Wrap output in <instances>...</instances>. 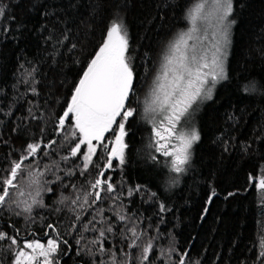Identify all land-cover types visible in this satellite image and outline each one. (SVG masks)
<instances>
[{"label":"trees","instance_id":"16d2710c","mask_svg":"<svg viewBox=\"0 0 264 264\" xmlns=\"http://www.w3.org/2000/svg\"><path fill=\"white\" fill-rule=\"evenodd\" d=\"M197 2L0 0L6 8L0 17V169L19 159L27 144L42 142L33 169L51 168L41 178V187L52 189L41 191L37 199L43 203L34 205L31 213L15 204L0 207V231L20 242L10 248L9 240L0 241V264H14L23 241L51 237L67 241L56 254L59 264L109 261L106 253L96 252L98 245L91 244L99 232L83 230L93 216L96 221L89 228L111 223L114 231L107 233L104 247L116 250L121 264L125 259L121 247L130 253L133 264H139L140 250L127 249L130 241L122 239L133 225L145 233L141 244L153 239L150 264H179L185 252L189 253L186 264H264L260 255L264 251V193L249 179L264 175V0H233L235 23L227 78L217 83L211 99L194 106L201 138L192 147L184 173L171 171L170 159L156 151L152 125L145 119L143 100L162 57L177 33L189 28L186 13ZM114 19L127 29L136 72L135 93L128 106L137 108V113L125 125V163L114 160L113 168L105 170L116 191L102 194V201L82 210L83 194L92 191L90 183L108 153L98 147L93 160L99 168L90 166L80 175L78 166L82 168L83 162L69 156L74 142L65 139L75 131L74 122L68 119L61 132L58 119ZM253 83L257 90L245 91ZM113 140L111 131L105 134V143ZM49 141L55 144L44 148ZM64 156L69 159L63 160ZM70 170L73 174L68 175ZM29 179L25 172L20 179L24 195L18 197L27 203L35 195ZM137 185L140 190L129 196L128 191ZM213 190L216 195L209 202ZM77 195L81 200L73 205L71 200ZM113 196L119 198L113 200ZM117 213L127 220L119 221ZM101 220L106 223L102 225Z\"/></svg>","mask_w":264,"mask_h":264},{"label":"snow or ice","instance_id":"6c2138e0","mask_svg":"<svg viewBox=\"0 0 264 264\" xmlns=\"http://www.w3.org/2000/svg\"><path fill=\"white\" fill-rule=\"evenodd\" d=\"M5 11L6 8L0 6V17L5 15ZM232 13L233 0H198L186 13V19L191 26L188 30L177 33L174 40L170 42L162 57L160 71L143 100L145 119L152 125L156 151L170 159V170L177 174L186 171V166L190 165L192 159V147L201 138L197 129L191 128L183 131L178 126L181 125L182 120H186L198 101L211 99L215 85L227 78L225 60L230 43V28L235 23L230 19ZM210 18L213 40L211 47H208L206 44L209 38L208 29L198 28L197 24L198 21L208 23ZM194 33L197 35L194 36ZM72 47L74 48L75 45ZM135 80L136 72L129 55L127 29L122 21L114 19L107 28L103 44L87 63L73 89L66 109L58 119L57 127L61 132L64 131L68 119L74 122L75 131H72L65 139H71L74 142L69 156L81 159L83 162L82 168L78 166L80 175H85L90 166L99 168L93 160V157L97 155L98 147H103L108 153L103 168L98 171L97 177L90 183L92 191H85L83 194V202L79 203V208L82 210H86L85 206L91 208L97 202L102 201L104 199L102 194L116 191L111 177L106 176L105 170L113 168L114 160H118L120 165L125 163L128 148L125 143V137L128 135L125 125L137 113V108L128 106L130 97L135 93ZM31 90L36 91L35 88ZM256 90L254 83L245 86V91L255 92ZM117 117H120L119 121ZM113 125L116 127L114 128ZM110 131L114 135V140L109 144L104 141L105 134ZM77 138L78 142H75ZM53 144L55 141H49L43 147L49 148ZM82 146L86 147V151H82ZM42 150V142L29 143L19 159L10 161L7 169H0V207L15 204L17 208L22 207L23 212L31 213L34 205H42V199H37L41 191H52L51 188L42 189L41 187V178L51 171V168L46 165L43 170L33 169L36 157ZM69 156H64L62 159L67 161ZM30 159L32 162L26 163ZM153 159L156 158L153 157ZM25 172L30 178L28 186L35 188L31 203L20 201L18 198L24 195L20 179ZM67 174L73 173L70 170ZM56 179L60 180L61 177L57 176ZM249 179L253 180L254 185L264 193V175L258 179L250 175ZM72 187L76 186L72 185ZM139 190L140 186L137 185L135 189L128 191V195L131 196L133 191ZM215 195L216 192L213 190L208 198L209 202ZM228 195L231 196L233 193ZM112 198L116 200L119 197L113 196ZM80 200L81 196L77 195L71 203L77 205ZM160 207L161 211L165 210L163 204ZM102 212L101 209L99 214L102 215ZM16 214L20 215L19 212ZM117 216L119 221L127 220L124 215L117 213ZM80 218V214L77 213L75 219L79 221ZM94 221H96L95 216L83 225V230L99 232L91 244L98 245L97 253L100 255L106 253L110 258L107 262L100 260L99 264H121L117 260V251L104 247L107 233L114 231L111 223L100 229L89 228ZM99 222L102 225L106 223L103 220ZM48 227L53 228L52 225ZM128 233L131 234L130 237ZM144 235L145 233L138 232L137 227L133 225L126 229L122 239L130 241L126 245L127 249L140 250L139 264H150L153 239L141 244L140 241ZM5 239L10 241V248L20 243L16 236H9L8 233L0 231V241ZM62 243L67 245L66 240L53 238H49L46 243L39 240H25L22 246L17 248L14 264H59L56 254L60 252ZM76 243L80 244V240ZM261 247H264V241ZM119 251L125 257L122 264H133L129 252L123 247ZM161 255L163 256V253ZM188 255L187 252L181 254L179 264H186ZM260 255L264 256V251Z\"/></svg>","mask_w":264,"mask_h":264},{"label":"rangeland","instance_id":"374dc122","mask_svg":"<svg viewBox=\"0 0 264 264\" xmlns=\"http://www.w3.org/2000/svg\"><path fill=\"white\" fill-rule=\"evenodd\" d=\"M230 19L231 20H233V18H232V15H231V17H230ZM191 26V25H190ZM189 26V27H190ZM197 27L198 28H207L208 29V34H209V38H208V40L206 41V44H207V46L208 47H211V43H212V40H213V37L211 36V33H212V31H213V28H212V26H211V18H210V20H209V22L208 23H205V22H203V21H198V24H197ZM189 28H187L186 30H188ZM185 30V31H186ZM232 33H233V24L231 25V28H230V36H229V39H230V43H229V45H228V47H227V57H226V60H225V68H226V70H227V63H228V58H229V54H230V49H231V41H232ZM194 36L195 35H197V33H194L193 34ZM160 71V70H159ZM159 73V72H158ZM221 81V80H220ZM217 85V84H216ZM216 85H215V87H216ZM153 86V85H152ZM215 87L213 88V92H212V95H213V93H214V90H215ZM207 99H204V100H201V101H198V104H199V106H200V104L202 103V102H204V101H206ZM195 106V105H194ZM194 106H193V110L191 111V113H190V115L186 118V120H182V122H181V125L180 126H178V127H180L181 128V130H183V131H188V130H190L191 128H195L196 129V127H195V117H196V114H197V112H198V109H195L194 108ZM119 119H120V117H117V121H119ZM116 125H113V127H115ZM117 131H118V129H117ZM94 143H95V141H94ZM125 143H126V141H125ZM173 143H175L174 141H173ZM118 161V160H117ZM51 238H53V237H51ZM54 239V238H53ZM56 239V238H55ZM33 240H39V241H41L42 243H46V241H42L41 239H33ZM26 251H28L27 249H26Z\"/></svg>","mask_w":264,"mask_h":264},{"label":"water","instance_id":"95a60500","mask_svg":"<svg viewBox=\"0 0 264 264\" xmlns=\"http://www.w3.org/2000/svg\"><path fill=\"white\" fill-rule=\"evenodd\" d=\"M47 144H48V143H47ZM47 144H46V145H47Z\"/></svg>","mask_w":264,"mask_h":264}]
</instances>
